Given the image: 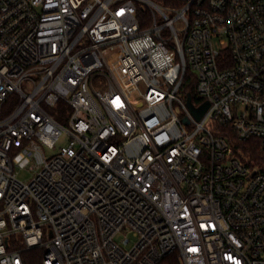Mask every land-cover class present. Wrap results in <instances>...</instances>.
Masks as SVG:
<instances>
[{"label":"built area","instance_id":"1","mask_svg":"<svg viewBox=\"0 0 264 264\" xmlns=\"http://www.w3.org/2000/svg\"><path fill=\"white\" fill-rule=\"evenodd\" d=\"M251 139L264 0H0V264H264Z\"/></svg>","mask_w":264,"mask_h":264},{"label":"trees","instance_id":"2","mask_svg":"<svg viewBox=\"0 0 264 264\" xmlns=\"http://www.w3.org/2000/svg\"><path fill=\"white\" fill-rule=\"evenodd\" d=\"M195 88L189 87L188 91L195 93ZM232 151L239 159L251 168H257L264 172V148L257 140L238 141L232 140ZM43 250H33L25 254L28 264H41Z\"/></svg>","mask_w":264,"mask_h":264},{"label":"rangeland","instance_id":"3","mask_svg":"<svg viewBox=\"0 0 264 264\" xmlns=\"http://www.w3.org/2000/svg\"><path fill=\"white\" fill-rule=\"evenodd\" d=\"M67 142L66 138L63 136L58 144L56 149L51 150V149H47L46 153L48 155L54 154L57 152V150L59 149L60 146L65 145ZM18 166L15 169V172L17 173L18 177L24 181H29L32 176H33V171H30V167L29 165H26L27 163V159L25 157H20L17 160Z\"/></svg>","mask_w":264,"mask_h":264},{"label":"water","instance_id":"4","mask_svg":"<svg viewBox=\"0 0 264 264\" xmlns=\"http://www.w3.org/2000/svg\"><path fill=\"white\" fill-rule=\"evenodd\" d=\"M188 104L189 106L191 107L193 113L195 114V116L200 119L204 113L206 112L209 104L208 103H205L203 106H201L200 108H194L193 105H192V101H191V95L189 94L188 96ZM187 121V119H186Z\"/></svg>","mask_w":264,"mask_h":264}]
</instances>
